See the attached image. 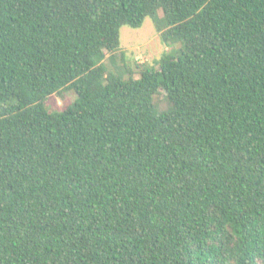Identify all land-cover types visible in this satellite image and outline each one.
<instances>
[{
	"label": "trees",
	"instance_id": "trees-1",
	"mask_svg": "<svg viewBox=\"0 0 264 264\" xmlns=\"http://www.w3.org/2000/svg\"><path fill=\"white\" fill-rule=\"evenodd\" d=\"M0 264H264V0H0Z\"/></svg>",
	"mask_w": 264,
	"mask_h": 264
},
{
	"label": "rangeland",
	"instance_id": "rangeland-1",
	"mask_svg": "<svg viewBox=\"0 0 264 264\" xmlns=\"http://www.w3.org/2000/svg\"><path fill=\"white\" fill-rule=\"evenodd\" d=\"M120 42L121 51L126 53L128 62L133 67L136 65L154 66L155 62L168 50L161 42L150 19H146L140 29L122 28ZM64 96L67 103L76 99L72 91ZM46 107L50 112H59L64 109V102L59 95H55L48 99Z\"/></svg>",
	"mask_w": 264,
	"mask_h": 264
}]
</instances>
